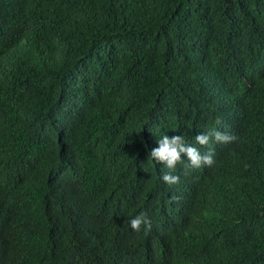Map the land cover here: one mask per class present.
Here are the masks:
<instances>
[{
  "label": "trees",
  "instance_id": "obj_1",
  "mask_svg": "<svg viewBox=\"0 0 264 264\" xmlns=\"http://www.w3.org/2000/svg\"><path fill=\"white\" fill-rule=\"evenodd\" d=\"M220 120L238 132L231 183L218 169L220 204L202 196L161 237L148 148ZM128 251L264 264V0H0V264Z\"/></svg>",
  "mask_w": 264,
  "mask_h": 264
},
{
  "label": "clouds",
  "instance_id": "obj_2",
  "mask_svg": "<svg viewBox=\"0 0 264 264\" xmlns=\"http://www.w3.org/2000/svg\"><path fill=\"white\" fill-rule=\"evenodd\" d=\"M238 132L229 121L220 120L211 126L203 127L189 136L175 132L174 136L158 138V145L148 148L150 158L158 162L157 174L148 178L144 190L163 195V206L143 207L151 216L160 220L159 235L175 237L182 225L188 222L190 210L196 201L204 196L207 201L220 204L216 182V172L223 171L228 178L225 153L227 148L237 142ZM150 231L151 221L141 213L131 220L133 230L141 228ZM133 262L131 252H118L113 260Z\"/></svg>",
  "mask_w": 264,
  "mask_h": 264
}]
</instances>
